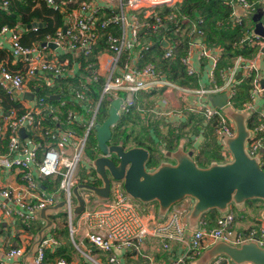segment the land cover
Instances as JSON below:
<instances>
[{
	"label": "built area",
	"instance_id": "built-area-1",
	"mask_svg": "<svg viewBox=\"0 0 264 264\" xmlns=\"http://www.w3.org/2000/svg\"><path fill=\"white\" fill-rule=\"evenodd\" d=\"M44 1L54 3V0ZM78 1L67 15L66 24L57 27L53 34H44L45 43L42 44H23L19 39L20 31L15 25L0 26V34H7L13 63H20L19 67L10 68L0 61V90L14 100L21 97L23 92L32 93L28 104L20 102L19 105L3 109L0 102V172L14 168L18 171L19 178L15 184L0 185V212L4 216H18L28 226L40 208L54 203L56 195L61 194L69 218L74 201L72 187L80 182L96 183L97 180L88 168L80 164L87 138L90 137L95 142V126L106 115L105 110L104 116L98 117L101 100L106 98L109 103L112 98L117 97L119 113L125 106L135 102V95L139 90L148 91L160 87L189 97L191 104L188 105V110L201 113L205 119H214V129L219 137L234 134L232 120L222 111L225 106L249 112L244 149L264 169V109L252 116L257 98L264 96V37L253 33L250 29L252 25H243L242 21V16L254 10L255 3L264 0H226L232 24L242 26V30L230 47L233 52L231 63L223 67L217 68L223 49L218 44L207 45L203 38L204 32L198 25L200 19L190 21L189 28H182L186 36V51L179 56V62L184 72L194 76L203 62L207 66L208 84L198 83L196 86L174 82L153 61L139 60L142 52L154 43L141 41V27L144 26L142 34H145L147 30L154 32L167 29L169 22L178 25L186 21L183 15L178 20L174 11L161 10L162 6H171L174 0ZM0 3L5 8L8 0H0ZM237 6L239 10H236ZM139 16L143 20H139ZM37 26L33 25L31 28L35 29ZM113 26L119 28L118 34L110 30ZM100 30L105 32L104 45L97 48ZM168 38L156 40L162 44V58L167 59L175 55V44ZM49 41L54 44V48L71 52L72 60L81 58L82 68L88 73L86 78H81L71 69V76L76 77V82L66 91L59 88L51 93L58 94L55 103L46 98L47 93L29 91L30 79L49 85L65 68L66 63L47 57L45 50L48 49L46 42ZM133 47H137V50L131 56L124 54ZM248 47H254L250 56L239 52ZM195 58L197 63L204 59L198 68L193 63ZM217 78L219 83L216 82ZM244 78L248 80L247 99L237 107L233 104V97L236 85ZM98 79H101L100 87L93 97L90 84ZM219 92L224 93L226 98L222 107L209 103L210 96ZM20 128L23 129V134L20 133ZM219 144L221 155L224 159H229V151L222 142ZM92 151L96 152V146ZM41 178H51V181H56V187L45 190L41 186ZM80 191L86 202L89 193ZM104 203V207L100 204L92 208L84 207L79 214V222L84 228L82 236L88 247L82 241L74 242V227L69 225L72 244L78 249L85 247L81 254L86 264H119L120 258L127 252L137 254L148 236L155 237L165 249L169 248L170 241L173 240L183 244L181 252L170 257L167 264H184L187 259L197 256L203 248L216 240L234 245L255 240L259 246L264 247V221L260 220L238 230L234 226L231 209L217 215L212 225L201 218L200 226L185 238L186 230L181 220V215L186 211L185 206L173 208L164 220H156L124 192L121 182L117 180L110 182L109 196ZM57 244L52 234L42 236L34 250L33 264H73L72 260L64 257L44 261V248ZM23 252L22 246L10 247L5 251V256L17 257ZM98 252L104 255V261L100 260ZM0 264H6L3 257H0ZM208 264L234 263L229 258L218 255Z\"/></svg>",
	"mask_w": 264,
	"mask_h": 264
},
{
	"label": "water",
	"instance_id": "water-1",
	"mask_svg": "<svg viewBox=\"0 0 264 264\" xmlns=\"http://www.w3.org/2000/svg\"><path fill=\"white\" fill-rule=\"evenodd\" d=\"M263 5V1L258 2L256 8L248 13L253 23V33L261 37H264V24L261 21ZM33 25H40V22L32 20L26 27ZM46 43L53 45L50 41ZM261 83L263 84V80ZM57 95L50 94V97L56 98ZM21 96L31 98L32 93L23 92ZM225 100V94L222 92L210 96V103L214 106H224ZM119 106V99L112 98L107 105L105 117L95 126L96 152L89 158V164L98 182H80L72 187L75 198L72 210L75 214L84 208L80 190L103 200L108 197L110 182L117 180L131 198L141 202L155 201L160 215L184 197H190L192 200L187 216L190 221L197 220L209 209L215 208L223 212L231 202L236 204L250 198H258L263 202L259 213L264 219V169L258 165L257 159L249 156L244 149L248 131L246 124L244 125L243 113L229 106L223 108L224 114L235 126L232 136L220 137L230 153V159L222 162L211 161L200 166L196 164L190 150L178 145L174 149L163 151V157H168L169 160H160L155 166L147 168V148L138 145L125 146L110 141L111 126L118 119ZM20 133L23 134L22 128ZM63 206V200H59L38 210L43 224L36 231L30 251L35 250L43 231L50 227L52 220L48 215L61 210ZM203 255L206 259L222 255L234 264H264V247L259 246L255 240L243 241L237 245L216 240L204 250Z\"/></svg>",
	"mask_w": 264,
	"mask_h": 264
},
{
	"label": "crops",
	"instance_id": "crops-1",
	"mask_svg": "<svg viewBox=\"0 0 264 264\" xmlns=\"http://www.w3.org/2000/svg\"><path fill=\"white\" fill-rule=\"evenodd\" d=\"M176 1H178V0H174V3L171 6H168L166 10L173 11V9H171V7L174 6ZM35 2H36L35 4L37 5L38 2L37 1H35ZM77 2H79V1L78 0H61L59 3L56 4V5H58L59 11L62 13L63 24H66V17L69 14V12L71 11V9L77 5ZM162 7H165V6H162ZM263 7H264V5H263ZM0 9L5 10V13L9 12V9H7V7L4 8V7L0 6ZM236 10H239L238 6L236 7ZM263 14H264V8H263ZM139 20H143V18L141 16H139ZM261 21H262V16H261ZM187 23H188V26H190V22L188 20H187ZM14 25L20 31L21 36H23V34L25 32H27L25 29L30 28V27L22 26V24L19 20L15 21ZM246 25H250V23L247 22ZM251 25H253V23H251ZM61 26H63V25H61ZM144 30H145L144 26L140 28V34L141 35L139 37L141 38V41L147 40V41L155 42L157 39H159L161 37H169L168 40L172 41L171 36L167 35L165 33L162 34V31L156 30L157 32L156 31L151 32L150 30H147L145 34H142V31H144ZM111 31L118 34L119 28L117 26H113V30L111 29ZM158 32H161L159 36L157 34ZM37 35L38 34H33V36H29L26 39L23 38L24 39L23 42L26 44H31V43L42 44L43 37H40ZM104 35H105V32L103 30H100L98 43L101 45L99 46L97 43V48L103 47ZM143 38H145V39H143ZM47 47H48V49L45 50V52L47 53L48 58L54 57L55 59H58V61H62L64 63H66L63 72L58 76L60 78V80L64 81V83H63V85L59 84L57 86V90L59 88H62L64 91H66L69 86H71L72 84H74L76 82V81L71 82V80H70V78L72 77L71 76V69L75 73V75L78 74V77H81V78L87 77L88 73L86 70H84L82 68L83 62H82L81 58H77L76 60H72L71 59V52H68V51L64 50L63 48H60V49L54 48V44L53 45H47ZM174 49H176L175 46H174ZM136 50H137V47H133L131 51H128V52L125 51L124 54H128L129 56H131L133 51L135 52ZM185 51H186V47L184 49V53H185ZM196 59L197 58L193 59V63L198 68L199 63H202L204 61V59L202 61H200L199 63H197L195 61ZM0 61H3L10 68H16V67L20 66V63H18V62L13 63L12 57L9 53V42H8V38H7L6 33L0 34ZM260 64H261V66H263L262 61H260ZM206 69H207V66L203 62V64L197 69V72L194 75L195 85H193V86L198 85V83H201L202 85L208 84V79L206 76ZM260 72H261V74L263 73L262 71H260ZM74 78L76 79V77H74ZM54 81L55 80H53L51 84L46 85L42 81H38L36 79H30L29 80V91L33 90V91H36L39 93L40 87H43V86L50 87L54 84ZM219 81H220L219 79H218V81L216 80L217 83H219ZM174 82H176V81H174ZM57 90H51L50 92L53 93V92H56ZM142 91H144V90H142ZM150 91H153V93L148 96V99L152 101L150 109H152L154 112H156V115L158 117L162 118L163 121H166L169 124L184 123L187 121V118H189L190 115H192V118L195 117L194 118L195 120H198L196 118H197V115L199 113L194 114L196 112L188 110V105L191 104V100L189 99V97L182 96L175 90H170V89H166V88L163 89L160 87L154 88ZM150 91H146V92H150ZM39 94H44V93H39ZM54 94H57V93H54ZM156 94L160 98L159 97L155 98ZM57 97H58V95H57ZM57 97L53 98V99L55 100V99H57ZM28 99L29 98H27V97L21 96V97H18L16 99V101L18 104L20 102L22 104H24V103L28 104L30 102V100H28ZM246 99H247V92H246V97L244 98V100H246ZM56 101L57 100H55L53 103H55ZM209 103H210V98H209ZM255 108L256 109L252 112V116L257 115L259 112L263 111V109H264V96H259L257 98ZM190 112H193V114H189ZM245 113H246L245 124L247 125V118H248L247 116H248V114L250 115V113L249 112H245ZM206 125L203 123H202V125L201 124L198 125V130L196 132L187 131L186 135L191 137L192 141H191V144L187 148L183 147V149H185V150H190L191 156L193 157V159L195 160V158H196V160L198 162H200V164H202V163L208 164L209 162L212 161V160H210V159H212L211 154L209 152L207 154H205V153L201 152V149H200L201 145L203 144L204 140L206 139V137L204 135L205 127H207ZM186 128H187V125H184L183 129H186ZM234 129H235V126H234ZM213 130L215 133V138H216L217 143L218 142L220 143L221 142L220 137L216 134L214 126H213ZM182 142H183V140L180 141V143H179L180 146H182L181 145ZM161 148H163V147L161 146ZM219 154L222 158V161H225L226 159H224L223 156L221 155L220 145H219ZM84 156H85V160L80 164V166H84V167L88 168L89 172H91V165L89 164V156L87 154V151H85V150H84ZM229 159H230V157H229ZM160 160H169V159L165 158V159H160ZM222 161H217V162H222ZM92 175L94 176V174H92ZM43 179L44 178H41L40 183H41V186L45 190L46 189H54L56 187V181L54 184H52L50 186L49 184L44 185L42 183ZM18 180H19L18 171L14 168L9 170V171L4 170V171L0 172V185H5V184H11L12 185V184H15L16 182H18ZM44 180H46L47 182H50L51 178H45ZM79 192H81V191H79ZM108 196H109V194H108ZM106 199H103V200H106ZM59 200H61V199H56L55 202H57ZM250 200H253V199L245 200L242 203H236V204L233 203L234 205L231 203L228 204L227 209H231L233 211L234 226L238 230L243 229V228L247 227L248 225L255 224L260 220L264 221V219L261 217V215L259 213L261 211V209L263 208V204H262L263 202L261 200H256L255 203H249L248 201H250ZM191 204H192L191 198L190 197H184V198L180 199L178 202H174L171 206H169V208L166 210V212L163 215H161V217H163L162 220H164L166 218V216L168 215L170 210H172L175 207L185 206L186 211L181 215V220H182V222L185 226V230H186L185 238H188L190 236L193 229L200 226L199 220L201 218L205 219L206 223L208 225H212L213 223L210 224V222H214V220H210V218H209L210 214L209 215L207 214V212L209 210L203 212L198 217V219L195 221L188 220L187 216H188ZM147 205L148 206L145 205V207H147L148 210L153 212L151 205H149V204H147ZM94 206H96L95 200H93L92 197L88 195L87 201L84 202V207L92 208ZM70 210H71V207H70ZM62 212H64L63 216H61ZM80 212L75 214V217L72 221L71 220L72 212L70 211V217L68 218L67 209H66L65 204H64V206L61 210H58V211L52 213V214H57L56 217L52 218L49 216L50 214L48 215V218H50L52 220V222H51L50 227L43 231L41 237L44 235H47V234H52L56 238L58 244L54 245V246H47L44 248V255H43L44 261H52L56 257H64L62 255H67L68 257L67 258L64 257V258H66L70 261L72 260L73 264H86L85 258L81 254V250L85 249V247L83 248L81 246L80 249L76 248L72 244L71 231H69V225L71 224L70 227L73 226L74 227L73 231H75V233H74L75 238L72 236L74 242L79 243V241H82L84 246L88 247L87 243L85 242L84 237L82 236L84 228L81 229V226H80L81 225L79 222ZM218 213L220 214L222 212L218 211ZM20 219L21 218H19L18 216H15V215L4 216L0 212V257H3L5 259L6 264H33L34 251H30V247H31L32 242L35 239L37 229L43 224V220L41 218H39L38 211L35 214V219L28 226H25ZM65 221H67V223ZM159 221H161V220H159ZM61 222H65V226L67 227V230L64 233L62 230L63 229L62 225H60ZM71 244H72L73 248H71ZM211 244H208L205 248L202 249L201 252L204 253V250L206 248H208ZM16 246H22L24 248L23 254L20 256H17V257H12V258L6 257L5 251L10 247H16ZM182 249H183V244L178 242V241H175V240L170 241L169 248L165 249L161 246V244L159 243V241L155 237L148 236L144 239V242L140 248V251L137 254L132 255V254H129V252H127L124 256H122L120 258L119 264H167L170 257L177 255L178 253L181 252ZM92 250L93 249H91V251ZM93 251H96V250L94 249ZM203 253L202 254L199 253L197 256H194L190 259H187L184 262V264H208L213 258L206 259L205 255H203ZM98 257L100 258L101 261L105 260L104 255L99 253V252H98Z\"/></svg>",
	"mask_w": 264,
	"mask_h": 264
},
{
	"label": "trees",
	"instance_id": "trees-1",
	"mask_svg": "<svg viewBox=\"0 0 264 264\" xmlns=\"http://www.w3.org/2000/svg\"><path fill=\"white\" fill-rule=\"evenodd\" d=\"M35 1L38 2L36 5ZM61 0H54V4H47L44 0H8L7 9L8 13H5V10L0 9V26L6 24L13 26L15 21L19 20L22 26H26L27 23L32 20L40 22L35 29L27 28V32L21 36L20 41L23 44L24 39L33 34H38L37 36L43 37L44 34H53L57 27L63 25L62 13L58 9L57 3ZM258 3H255L254 9ZM264 8V7H263ZM167 7H162L161 10H166ZM174 12H176V17L180 20L181 16H184L185 22L182 24L175 25L174 22H169L167 29H159L162 31V34L165 33L171 36V40L175 44L174 49L175 55L173 58H162V44L161 42L155 41L150 45L139 58L140 62L144 61H153L158 68L163 69L166 76L173 81H176L181 84H186L189 86L195 85V77L188 75L184 72L182 64L179 62V56L184 53L186 47V36L182 31L183 27L189 28L187 20L195 21L196 18L200 19L198 24L200 29L204 32V40L207 45H220L222 47V52L217 61V68L223 67L231 63V56L233 52L230 47L234 39H236L242 30V26L234 25L231 22L229 17V5L226 3V0H178L175 2L174 6L171 7ZM243 25H246L247 22L250 23V17L248 14L242 16ZM179 22V21H178ZM262 23L264 24V14L262 15ZM113 30V27H110V30ZM161 32H158V36ZM100 46L101 44L98 43ZM243 55L250 56L254 52V47H248L240 49ZM54 84L50 87H40L39 93H47V99L53 102V98L49 95L51 90H57L59 84L64 83L63 80H60L58 76L54 77ZM71 82H75L74 77L70 78ZM101 79H98L95 82L90 84L91 95L95 97L98 93L100 87ZM218 81V78H217ZM248 88V80L244 78L236 85V92L233 97L234 106L239 107L244 98L246 97V92ZM59 90V89H58ZM150 91V90H148ZM153 91L146 92L139 90L135 95V102L133 104L125 106L120 112L117 121L111 126L110 141L119 142L125 146L138 145L147 148L149 152L148 159L146 161V167L151 168L155 166L160 159H163V151L171 150L177 147L181 140L182 147L187 148L192 141V138L187 136V131L198 130V125L207 124L204 130V135L206 139L201 145V152L211 154L212 161H222V158L219 154V142L217 143L215 138V133L213 130V120L214 119H205L204 116L199 113L197 115L198 120H195L192 115L187 118V121L184 123L169 124L166 121H163L162 118L156 115L151 108L152 101L148 99V96L152 94ZM55 101V100H54ZM0 102L3 109H7L10 106L19 105L16 100L10 99L6 93L0 90ZM108 100L103 98L98 107V117L102 118L104 116L106 105ZM198 112L194 113L197 114ZM189 114H193L190 112ZM202 121V122H201ZM204 121V122H203ZM161 124V125H160ZM187 125L186 129H183V126ZM92 139V138H91ZM86 144V143H85ZM95 146V142L92 139L91 147ZM161 146L163 148H161ZM90 149V148H89ZM164 149V150H163ZM89 158L93 154V151H87ZM209 160V161H210ZM196 164L204 166L207 163L198 162L195 158ZM91 173L93 170L91 168ZM98 180V179H97ZM44 185L49 184L50 186L55 183V181L47 182L42 180ZM48 185V186H49ZM253 200L248 201L249 203H255L258 198H250ZM249 200V199H247ZM210 220H214L217 215H219L218 210L215 208L209 209L207 212ZM64 215L62 212L61 216ZM50 217L54 218L57 214H50ZM163 217L157 213V220H162ZM214 222H210L212 224ZM63 233L67 230L65 222H61ZM71 248H73L71 244ZM68 257L67 255H62Z\"/></svg>",
	"mask_w": 264,
	"mask_h": 264
},
{
	"label": "rangeland",
	"instance_id": "rangeland-1",
	"mask_svg": "<svg viewBox=\"0 0 264 264\" xmlns=\"http://www.w3.org/2000/svg\"><path fill=\"white\" fill-rule=\"evenodd\" d=\"M252 26L250 27V29H251V31H252ZM253 32V31H252ZM183 95H187V94H185V93H183ZM157 97H159V96H157V94H156V96H155V98H157ZM160 98V97H159ZM159 100V99H158ZM241 113H243L244 114V125H245V113L244 112H242V111H240ZM245 127H246V125H245ZM91 145H92V139L90 138V137H88L87 138V140H86V144H85V146H84V150L85 151H90V150H93V146L91 147ZM90 148V149H89ZM221 149H223L224 150V147H222ZM164 159L166 158V157H163ZM167 159H168V157H167ZM85 160V156L83 155L82 156V159H81V163L83 162ZM91 193H89V196H91L92 197V199L93 200H95V203L97 204V205H99L100 204V206H102V207H104L106 204L104 203L106 200H99V199H97L95 196H93V195H90ZM73 196V195H72ZM56 199H61V194H58V195H56V197H55V200ZM134 201H136L139 205H141V206H144V208L147 210V212L149 213V216L150 217H152V218H154V219H156L157 218V205H156V202L155 201H147V202H141V201H139V200H137V199H134V198H132ZM74 200V201H73ZM72 201H73V203H75V198L74 197H72ZM178 202V201H177ZM147 204H149V205H151V208L153 209V212H151L150 210H148V208L147 207H145V205L146 206H148ZM231 204H233L232 202H231ZM263 204V203H262ZM74 205V204H73ZM234 205V204H233ZM71 212H72V215H71V220L73 221V219H74V217H75V213L73 212V210H72V208H71ZM157 220V219H156ZM66 223H67V221H65ZM81 226V229L83 228V226L82 225H80ZM73 227V226H72ZM74 233H75V231H72V236L75 238V235H74ZM130 258V257H129Z\"/></svg>",
	"mask_w": 264,
	"mask_h": 264
},
{
	"label": "flooded vegetation",
	"instance_id": "flooded-vegetation-1",
	"mask_svg": "<svg viewBox=\"0 0 264 264\" xmlns=\"http://www.w3.org/2000/svg\"><path fill=\"white\" fill-rule=\"evenodd\" d=\"M113 159L115 160V158L113 157ZM96 182H98V180H96Z\"/></svg>",
	"mask_w": 264,
	"mask_h": 264
}]
</instances>
